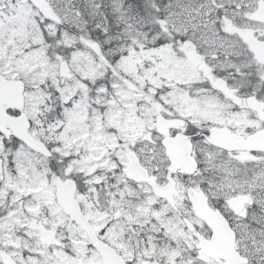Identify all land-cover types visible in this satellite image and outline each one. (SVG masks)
<instances>
[{
	"label": "snow or ice",
	"instance_id": "snow-or-ice-1",
	"mask_svg": "<svg viewBox=\"0 0 264 264\" xmlns=\"http://www.w3.org/2000/svg\"><path fill=\"white\" fill-rule=\"evenodd\" d=\"M0 264H264V0H0Z\"/></svg>",
	"mask_w": 264,
	"mask_h": 264
}]
</instances>
